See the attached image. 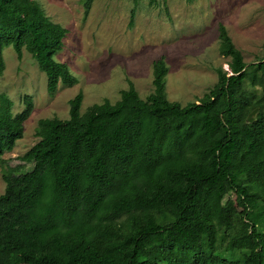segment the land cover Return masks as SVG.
Segmentation results:
<instances>
[{"label":"trees","instance_id":"trees-1","mask_svg":"<svg viewBox=\"0 0 264 264\" xmlns=\"http://www.w3.org/2000/svg\"><path fill=\"white\" fill-rule=\"evenodd\" d=\"M66 35L36 1L0 0V76L11 45L50 96L75 85L54 60ZM218 40L228 71L215 69L198 103L167 99L158 60L144 100L129 82L115 103L81 113L79 92L67 120L37 122L38 142L14 167L1 159L32 102L14 115L0 94V264H264V58L247 65L221 24Z\"/></svg>","mask_w":264,"mask_h":264},{"label":"rangeland","instance_id":"rangeland-1","mask_svg":"<svg viewBox=\"0 0 264 264\" xmlns=\"http://www.w3.org/2000/svg\"><path fill=\"white\" fill-rule=\"evenodd\" d=\"M45 15L67 30L63 49L54 60L65 64L77 83H59L53 96L47 79L29 53L17 59L11 45L2 56L0 94L12 101L14 115L24 111L30 97L32 111L23 137L2 161L14 167L19 157L38 142L40 119L69 118V101L83 95L80 112L104 101L115 103L131 82L145 99L154 87L153 63L168 68L165 90L170 102L198 103L217 81L215 69L227 71L228 59L219 53L218 26L223 25L244 62L264 58V0H34ZM134 16L131 23V12ZM0 162V195L5 184ZM239 210L240 201L233 196Z\"/></svg>","mask_w":264,"mask_h":264},{"label":"water","instance_id":"water-1","mask_svg":"<svg viewBox=\"0 0 264 264\" xmlns=\"http://www.w3.org/2000/svg\"><path fill=\"white\" fill-rule=\"evenodd\" d=\"M228 71V70H227ZM229 76H232V74L230 73Z\"/></svg>","mask_w":264,"mask_h":264}]
</instances>
